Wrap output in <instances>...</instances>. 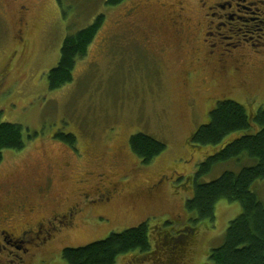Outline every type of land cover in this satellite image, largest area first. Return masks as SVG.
I'll return each mask as SVG.
<instances>
[{
  "label": "rangeland",
  "instance_id": "obj_1",
  "mask_svg": "<svg viewBox=\"0 0 264 264\" xmlns=\"http://www.w3.org/2000/svg\"><path fill=\"white\" fill-rule=\"evenodd\" d=\"M121 3L128 7L132 0ZM101 14L104 25L87 55L78 60L73 81L51 90L47 75L60 61L65 38ZM158 16L164 13L157 7L129 14L107 0H0V120L22 125L27 137L24 149L6 150L0 163V206L37 202L42 205L37 214L49 213L54 202L74 198L75 178H91L87 172L95 171L109 174L122 192L106 208L92 210L89 222L79 223L47 250L26 243L30 249L21 251L24 264H68L62 257L66 247L84 246L143 222L150 228L151 251L125 254L116 264H162L181 252L179 264H214L210 250L224 243L230 222L242 213L240 202L221 199L214 221L195 222L197 213L188 211L186 202L196 183L216 179L225 170H240L222 163L196 177L203 160L244 132L227 136L219 145H195L191 137L209 122L221 100H235L251 115L264 107V60L251 53L250 67L221 78L222 86H217L212 69L196 61L191 44L178 43L168 26L163 28L165 35L150 32ZM257 27L249 21L245 29ZM250 35L262 37L264 30ZM190 71L196 75L188 84ZM192 97L198 103L195 116ZM60 133L75 135L76 145ZM137 133L162 141L167 149L143 163L130 145ZM47 176L53 180L44 197L40 187ZM252 190L264 203V179ZM99 211L110 221L96 222ZM20 215L12 221L17 230L26 227ZM0 228L7 229L6 223ZM14 258L16 262V256H5L4 261Z\"/></svg>",
  "mask_w": 264,
  "mask_h": 264
},
{
  "label": "trees",
  "instance_id": "obj_2",
  "mask_svg": "<svg viewBox=\"0 0 264 264\" xmlns=\"http://www.w3.org/2000/svg\"><path fill=\"white\" fill-rule=\"evenodd\" d=\"M122 1L107 0V3L116 5ZM104 22L105 15L101 14L92 24L65 38L60 61L47 75L51 90L73 81L78 60L87 55ZM255 125L258 129L251 131ZM241 131L242 135L201 162L196 177L210 174L222 163H228L227 166L233 163L240 170H225L216 179L196 183L192 197L186 202L187 210L197 213L195 222L214 221L215 207L221 199L237 201L242 206V213L228 226L224 243L210 250L209 259L214 264H264V203L252 190L255 182L264 179V107L251 115L243 104L232 99L221 100L211 111L209 122L196 130L191 141L201 146L219 145L227 136ZM58 136L72 145L77 143L73 134ZM26 145L22 125L0 120V163L6 150L19 151ZM130 145L147 164L167 149L165 143L143 133L132 135ZM151 247L150 228L143 222L84 246L66 247L62 257L68 264H116L125 254H146Z\"/></svg>",
  "mask_w": 264,
  "mask_h": 264
},
{
  "label": "flooded vegetation",
  "instance_id": "obj_3",
  "mask_svg": "<svg viewBox=\"0 0 264 264\" xmlns=\"http://www.w3.org/2000/svg\"><path fill=\"white\" fill-rule=\"evenodd\" d=\"M18 1L24 3L25 0ZM113 6L123 7L129 14L148 11L152 6L162 10L164 16L152 20L150 32L165 35L163 28L168 26L170 35L178 43L191 44L198 55L196 61H201L212 69L214 78L218 79L214 82L217 86H222L221 78L227 79L230 74L242 72L250 67L251 53L264 60V36L256 39L253 35L249 36L264 30V0H132L128 7L122 6L121 2ZM21 9L25 10L26 6L21 5ZM242 13L257 16L247 19ZM249 21L257 22L259 27L245 29ZM223 29L235 34H224ZM239 34L243 37H239ZM256 45L262 46L255 49ZM195 75L194 71L189 72L188 84ZM242 82L245 83V79ZM225 88H230V85L227 84ZM197 104L196 97H192L190 108L193 116L198 111ZM87 174L91 178H85L84 175L75 178L78 189L74 191V198L68 197L67 202H54V208L49 213L37 214L42 207L41 203L37 202H12L0 206V224L6 223L7 227L0 228V264H24L21 251L25 254L30 249L26 243L33 244L40 250H47L52 241L73 231L79 223L89 222L91 219L88 215L92 210L104 209L122 196L118 181L109 177V174L97 171ZM52 180V177L47 176L45 184L40 187L44 197ZM18 215L25 220L26 227L23 230L13 228L12 221ZM96 218V222L110 221L103 211H99ZM186 229L191 231L194 228ZM189 230H186L185 235L189 234ZM180 254L162 264H179ZM5 256H16V262L15 258L4 261Z\"/></svg>",
  "mask_w": 264,
  "mask_h": 264
}]
</instances>
